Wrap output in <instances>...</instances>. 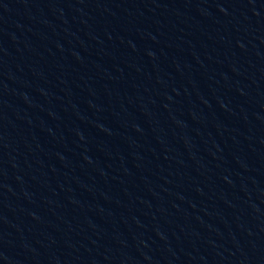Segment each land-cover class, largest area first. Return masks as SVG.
<instances>
[{
  "label": "water",
  "instance_id": "obj_1",
  "mask_svg": "<svg viewBox=\"0 0 264 264\" xmlns=\"http://www.w3.org/2000/svg\"><path fill=\"white\" fill-rule=\"evenodd\" d=\"M0 264H264V0H0Z\"/></svg>",
  "mask_w": 264,
  "mask_h": 264
}]
</instances>
